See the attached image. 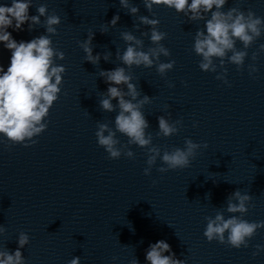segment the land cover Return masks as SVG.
I'll list each match as a JSON object with an SVG mask.
<instances>
[{
  "label": "clouds",
  "instance_id": "clouds-1",
  "mask_svg": "<svg viewBox=\"0 0 264 264\" xmlns=\"http://www.w3.org/2000/svg\"><path fill=\"white\" fill-rule=\"evenodd\" d=\"M119 3L138 21L134 23L136 31H139L140 25L149 26L150 32L142 31L140 36L149 37L153 46L144 50L142 38L134 35L132 31H123L120 35L126 49L122 53L117 49L116 60L126 67L118 66L113 70L99 71L98 75L109 85L99 100V106L105 112L111 113L117 109L119 111L114 119V127L109 123H97L95 136L98 146L105 150L111 160L120 159L121 156L134 159L135 153L130 147L132 145L147 149V167L143 171L145 176L151 175L158 160L161 162V166L157 168L159 173L186 169L191 166L198 150L208 148L207 142L196 143L189 138L185 139L183 148L173 147L170 151L165 148L163 152L159 146L154 145L153 135L147 131L150 125L143 111L144 106L152 102V98L147 95L141 97V91L137 84L133 83L134 77L130 71L133 66L146 69L155 66L156 72L165 77L174 68L175 60L161 61V56H171L170 50L162 43L167 38V33L159 30V19L138 15L139 8L130 3V0H119ZM142 3L149 13H153L154 6H165L188 17L189 21H205L204 28L198 29L194 36L193 51L201 57L198 66L204 72L217 73L215 79L229 87L231 84L227 79L226 61L235 65L237 71H241L248 57L247 49L264 33V17L256 15L251 9L245 12L239 7H230L223 11L228 0H142ZM32 5L33 0H11V6L0 5V43L11 51L7 70L0 66V136L6 138L9 148L17 144L30 147L38 142L34 138L40 136L48 127L46 121L50 109L59 99L63 74L66 72L63 65L55 63L56 59L64 60L65 53L53 46L51 38L58 35L60 16L55 12L49 14L46 4L37 6L38 15L29 16V8ZM41 17L45 18L43 23ZM119 20L120 16L114 15L105 25L115 27ZM26 22H29V31L39 25L46 29V34L27 42H17L7 29L12 27L15 31H22ZM100 32L107 33L106 29ZM94 35V32L89 31L87 39L78 43L85 53V61L98 66L101 55H93ZM237 42L243 45L242 49L237 48ZM261 53H264V44H260L258 50L252 53L253 63L248 65L249 76L253 78L259 71L255 61ZM111 55V52H106L103 59L109 61ZM216 60L219 61L218 64ZM183 83L187 87V83ZM168 87L173 88L175 84L169 82ZM113 100L118 103L114 105ZM157 119L156 137L176 135L183 126L182 120L179 119L174 122H170L165 116H159ZM193 126L197 125L194 123ZM117 133L127 137V142L122 143ZM155 183L156 181H153L154 185ZM205 198L210 199V194ZM252 199L251 195L237 189L227 198L224 210L233 215L225 218L223 211H217L214 217L206 216L207 223L203 235L207 241H217L233 249L248 248L249 241L257 231L264 229V220L250 222L243 218L249 208L254 207ZM237 213L239 215H235ZM6 231L7 229L0 225V236ZM17 238L18 248L14 253L7 249L0 250V264H26V258L20 249L30 243V237L27 233L20 232ZM254 247L253 258L264 252V245L257 244ZM145 258L148 264H186L185 260L175 257L171 246L164 240L150 244ZM112 259L116 260L117 257ZM68 264H81L80 257H73ZM130 264H139V261L135 258Z\"/></svg>",
  "mask_w": 264,
  "mask_h": 264
}]
</instances>
